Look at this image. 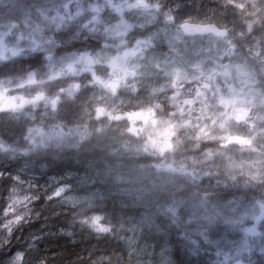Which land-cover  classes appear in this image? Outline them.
Here are the masks:
<instances>
[{
  "label": "clouds",
  "instance_id": "9594fccd",
  "mask_svg": "<svg viewBox=\"0 0 264 264\" xmlns=\"http://www.w3.org/2000/svg\"><path fill=\"white\" fill-rule=\"evenodd\" d=\"M0 264H264V0H0Z\"/></svg>",
  "mask_w": 264,
  "mask_h": 264
}]
</instances>
